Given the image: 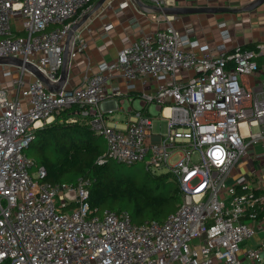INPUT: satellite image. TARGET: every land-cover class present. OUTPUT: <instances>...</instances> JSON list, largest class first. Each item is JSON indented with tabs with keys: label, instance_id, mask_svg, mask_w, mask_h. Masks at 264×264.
Segmentation results:
<instances>
[{
	"label": "built area",
	"instance_id": "1",
	"mask_svg": "<svg viewBox=\"0 0 264 264\" xmlns=\"http://www.w3.org/2000/svg\"><path fill=\"white\" fill-rule=\"evenodd\" d=\"M95 1L0 0V58L31 64L56 84L66 36ZM164 18V27L139 29L113 61L58 93L22 66L0 64V264H262L258 250L242 256L240 247L253 235L264 195L234 175L248 146L264 144V86L241 82L260 73L256 58L264 45L228 52L224 22L217 44L200 45L192 28L179 32L174 17ZM76 33L70 61L87 49ZM135 92L141 107H128L122 124L108 121L118 108L113 101L114 109H104L109 96L130 103ZM150 106L166 122L164 133L152 131ZM72 108L105 142L98 165L164 169L180 193L176 211L161 223L133 224L125 212L92 211L88 179L43 181L46 171L24 151L37 129Z\"/></svg>",
	"mask_w": 264,
	"mask_h": 264
},
{
	"label": "crops",
	"instance_id": "2",
	"mask_svg": "<svg viewBox=\"0 0 264 264\" xmlns=\"http://www.w3.org/2000/svg\"><path fill=\"white\" fill-rule=\"evenodd\" d=\"M164 1L166 3L165 7L236 10L246 7L255 0ZM122 2L127 3V7L121 10L119 4ZM140 2L149 5L146 0H140ZM143 14L152 13L137 7L133 0H107L77 30V37L83 38L87 42V49L70 61L65 84L69 87L76 86L85 75L95 73L98 64L113 61L122 46L136 41L139 36V29H143L145 32H153L166 24L165 18L161 17L162 15L154 14L158 16V21L155 24H150L147 22L149 18H145ZM173 17V26L179 32H183L185 28H192L194 30L193 37L200 45L214 46L219 42V28L217 25L220 22L226 24L231 37V41L228 43V52H231L235 46L264 45V4L253 11L238 14H190ZM106 24H111L112 26L109 31L104 29ZM256 61H261V64H259L260 73L254 77L241 80L247 87L264 86V49L262 54L256 58ZM136 86L139 87L137 83ZM138 96L139 93L135 92L130 103L124 100L122 104L120 103L121 98L109 96L108 100L103 103L104 109H114L113 101H115L118 108L113 110L112 115L108 116V121L114 124L124 123L128 118V107L134 110L141 107ZM158 111L159 109L155 107H148V113L154 119L158 118ZM242 131H245L244 128H242ZM158 138L159 136H155L154 140ZM240 175L251 181L257 193L264 195V144L256 143L248 146L244 161L238 166L234 178ZM251 225L254 230L253 235L241 244V254L243 256L249 250H258L264 258V203L259 207L257 218L251 222ZM241 260L243 264H247L245 259ZM262 264H264V260Z\"/></svg>",
	"mask_w": 264,
	"mask_h": 264
},
{
	"label": "trees",
	"instance_id": "3",
	"mask_svg": "<svg viewBox=\"0 0 264 264\" xmlns=\"http://www.w3.org/2000/svg\"><path fill=\"white\" fill-rule=\"evenodd\" d=\"M255 45L240 47L255 50ZM258 66L261 64L257 62ZM76 108L60 112L37 129L24 154L34 168L43 167L51 184L76 185L80 179L91 181L88 204L92 211L125 212L133 224L161 223L175 212L180 193L169 174L147 175L142 169L125 173L121 164L96 161L105 152L103 138L92 131L75 113ZM75 118V122L68 119Z\"/></svg>",
	"mask_w": 264,
	"mask_h": 264
},
{
	"label": "water",
	"instance_id": "4",
	"mask_svg": "<svg viewBox=\"0 0 264 264\" xmlns=\"http://www.w3.org/2000/svg\"><path fill=\"white\" fill-rule=\"evenodd\" d=\"M107 0H97L93 9L86 15H84L81 19H79L69 30L66 40L64 42V50H63V64L60 68L59 78L56 84H51L48 80L31 64L23 63L19 59L12 58H0V64L2 65H14V66H22L29 72H31L35 78L40 81L50 93H58L66 83L69 67H70V50L72 41L75 35V32L88 20V18L95 13ZM137 7L147 10L153 14L162 15L164 17L170 16H182V15H190V14H223V13H231L238 14L255 10L260 5L264 4V0H255L246 7L242 9L229 10L224 8H188V7H153L147 5L145 3L140 2V0H133Z\"/></svg>",
	"mask_w": 264,
	"mask_h": 264
},
{
	"label": "rangeland",
	"instance_id": "5",
	"mask_svg": "<svg viewBox=\"0 0 264 264\" xmlns=\"http://www.w3.org/2000/svg\"><path fill=\"white\" fill-rule=\"evenodd\" d=\"M96 2H97V0L94 2V4H95ZM147 22L150 23V24H155V23H157V21H153V20H151V19H149V21H147ZM135 105H136V103H135ZM125 107H126V106H125ZM151 107H152V106H151ZM165 125H166V122H165L164 120H160V119H156V118H155V119L153 120V124H152L153 132H158V131H160V132L164 133V131H165ZM120 166H121V168L123 169V171H124L125 173H133V172H136V171L142 169V171H143L145 174L150 175V176L165 174L164 169L154 170V174H150V173H148V172H145V171L143 170V168H142L141 165H133V166L128 167V166H125V165H122V164H121ZM32 172H34V169L32 170Z\"/></svg>",
	"mask_w": 264,
	"mask_h": 264
}]
</instances>
